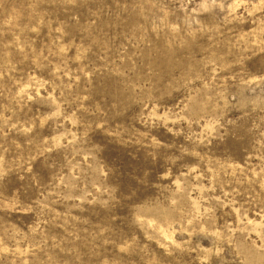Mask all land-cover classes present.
<instances>
[{
  "label": "rangeland",
  "instance_id": "374dc122",
  "mask_svg": "<svg viewBox=\"0 0 264 264\" xmlns=\"http://www.w3.org/2000/svg\"><path fill=\"white\" fill-rule=\"evenodd\" d=\"M0 264H264V0H0Z\"/></svg>",
  "mask_w": 264,
  "mask_h": 264
}]
</instances>
